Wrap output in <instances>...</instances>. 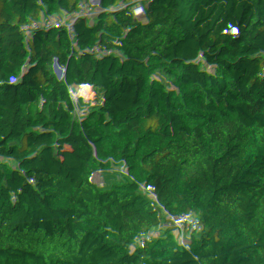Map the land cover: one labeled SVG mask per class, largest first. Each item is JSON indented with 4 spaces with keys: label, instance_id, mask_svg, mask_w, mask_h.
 Returning a JSON list of instances; mask_svg holds the SVG:
<instances>
[{
    "label": "trees",
    "instance_id": "16d2710c",
    "mask_svg": "<svg viewBox=\"0 0 264 264\" xmlns=\"http://www.w3.org/2000/svg\"><path fill=\"white\" fill-rule=\"evenodd\" d=\"M175 11L196 39L264 49V0H0V143L41 124L59 136L32 168L0 158V264H264V197L219 205L226 184L264 192V104L239 80L176 68ZM41 212L56 231L37 244Z\"/></svg>",
    "mask_w": 264,
    "mask_h": 264
},
{
    "label": "built area",
    "instance_id": "2783aa9c",
    "mask_svg": "<svg viewBox=\"0 0 264 264\" xmlns=\"http://www.w3.org/2000/svg\"><path fill=\"white\" fill-rule=\"evenodd\" d=\"M174 18L180 22V35L170 47L169 57L177 69H182L186 63H194L200 67V73L204 77L212 78L216 74L221 78L239 80L254 93L261 104H264V82L257 76L264 72V49L251 54L252 44L248 37L241 34H237L226 44L212 43L205 36L196 39L176 11ZM137 104L140 102L136 101L134 106ZM102 128L104 127L92 128L89 132V141L94 148L103 149L105 146ZM85 135L86 132L80 129L73 136L83 137ZM58 138L57 127L41 124L30 141H22L19 145L15 142L2 141L0 143V158H6L9 155H23L28 167L32 168V150L36 146L51 150ZM183 161L197 164L198 157L193 153H188ZM53 180L57 183L68 181V179L57 176H54ZM226 185L228 190L222 195L219 202L222 207L231 206L244 193L254 195L256 201H260L264 197V192L255 184L240 182L233 186ZM36 215L34 214L33 220L43 219ZM31 220L29 217V221Z\"/></svg>",
    "mask_w": 264,
    "mask_h": 264
},
{
    "label": "rangeland",
    "instance_id": "374dc122",
    "mask_svg": "<svg viewBox=\"0 0 264 264\" xmlns=\"http://www.w3.org/2000/svg\"><path fill=\"white\" fill-rule=\"evenodd\" d=\"M141 85H138V94L141 97H147L149 94L148 95H141L140 94ZM18 145H19V143H18ZM11 198H12L13 202L16 204V202L13 198L12 191H11ZM38 217H43V216H38ZM30 223H31V226L33 228V232L35 234L37 244H42L44 241H46V238L50 234H52L56 231V224L53 221V219L50 217V215H48L47 213H46V216L43 217V219H40L38 221L31 220Z\"/></svg>",
    "mask_w": 264,
    "mask_h": 264
},
{
    "label": "water",
    "instance_id": "95a60500",
    "mask_svg": "<svg viewBox=\"0 0 264 264\" xmlns=\"http://www.w3.org/2000/svg\"><path fill=\"white\" fill-rule=\"evenodd\" d=\"M12 193H13V198H14V200L16 202V206L17 207H21L22 206V203H23V197H21L17 193V191L15 190V188H13ZM34 218H35L34 214L30 215V219L33 220Z\"/></svg>",
    "mask_w": 264,
    "mask_h": 264
},
{
    "label": "crops",
    "instance_id": "0c3cea01",
    "mask_svg": "<svg viewBox=\"0 0 264 264\" xmlns=\"http://www.w3.org/2000/svg\"><path fill=\"white\" fill-rule=\"evenodd\" d=\"M246 62H248V61H246ZM255 71V70H254ZM257 76H259V78L264 82V72L262 73V74H257ZM143 86H145L144 84H143ZM146 89H147V91H141V95H148L149 94V90H148V88L146 87ZM22 141H20L19 143H21Z\"/></svg>",
    "mask_w": 264,
    "mask_h": 264
},
{
    "label": "bare ground",
    "instance_id": "6f19581e",
    "mask_svg": "<svg viewBox=\"0 0 264 264\" xmlns=\"http://www.w3.org/2000/svg\"><path fill=\"white\" fill-rule=\"evenodd\" d=\"M141 85V84H140ZM140 90L141 91H147V89H146V86H143V84L141 85V87H140ZM141 91H140V93H141ZM37 217L38 216H43V217H45L46 216V213L45 212H41V213H38L37 215H36Z\"/></svg>",
    "mask_w": 264,
    "mask_h": 264
}]
</instances>
